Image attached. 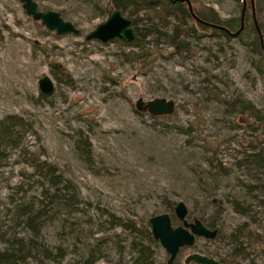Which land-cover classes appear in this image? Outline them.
<instances>
[{"label":"rangeland","instance_id":"1","mask_svg":"<svg viewBox=\"0 0 264 264\" xmlns=\"http://www.w3.org/2000/svg\"><path fill=\"white\" fill-rule=\"evenodd\" d=\"M34 1L39 10L57 11L78 34L56 35L26 16L18 0H0V119L13 115L23 123L0 146V247L13 236L30 242L25 264H83L90 256L91 264H132V246L150 231L148 218L167 213L176 226L168 206L182 201L187 221L196 218L217 234L180 248L175 264L189 253L229 259L231 233L241 248L233 264H264V167L255 156L264 132L229 105L239 98L264 114V50L249 0L237 36L186 20L196 35L184 37L185 50L174 51L166 37H147L141 49L151 53L142 61L131 58L130 50L140 51L129 44L84 39L107 17L106 0ZM189 1L193 11L212 9L229 20L230 31L237 28L242 0ZM253 3L264 44V0ZM54 64L64 77H55ZM43 75L53 91L41 97ZM138 97L170 99L174 111L139 114ZM34 159L70 182L77 202L71 210H55L41 196L42 181L29 165ZM41 206L45 214L32 237L21 212ZM141 242L154 264L165 263L157 241Z\"/></svg>","mask_w":264,"mask_h":264},{"label":"trees","instance_id":"2","mask_svg":"<svg viewBox=\"0 0 264 264\" xmlns=\"http://www.w3.org/2000/svg\"><path fill=\"white\" fill-rule=\"evenodd\" d=\"M106 5L107 6L104 9V13L106 15H108L112 9H118L122 14L125 13L126 17L131 20L134 39L128 46L134 47L140 51L132 52L133 50H130L131 52L129 53L131 58L135 60L142 61V59L150 55L151 52H148L146 49H141V43L147 37L155 36V40L159 37H166L169 40L168 43L174 47V51H180L186 49L184 37L190 34L196 35V31L191 25L186 26V20H190L191 22L195 20H193V18H191L189 15L184 2H179L177 0L174 2L171 0H106ZM194 14L203 21L212 24H218L228 29L231 27L229 20H220L215 11L212 9H208V11L204 13L194 11ZM170 21H172L173 24L169 25ZM195 23L201 29L206 27L196 21ZM238 26L239 18L237 27ZM211 29L213 30L212 33L214 34L228 37V35L221 30L214 28ZM168 30L169 33L167 32ZM258 44L255 46L258 47ZM52 67L56 72L55 77H64L58 74L60 73L59 66L54 64ZM40 96L44 97V95L41 93ZM229 105L234 106L240 112H244L248 116H251L256 121H258L262 132H264V114H261L259 110H257L252 104L236 98L235 100L229 102ZM134 111L140 114L139 111H136L135 109ZM163 117H168V115H164ZM22 125L23 123L21 119L13 115H9L3 119H0V146H4V143H6L4 140L12 139L16 128H19ZM262 155H264V148L255 154L257 159L262 162H259V168L264 167V157L262 158ZM29 165L34 171H36V173L38 172V175L42 181L40 184L41 196L45 197L46 200H48V203L52 204V207H54L55 210L56 208L65 209L66 207L71 210L77 204L75 200L76 194L71 190L70 182L66 179H63L62 176L56 172L55 166L48 164L45 161H36L35 159L32 160ZM168 207L170 211L173 212L172 205ZM234 208L237 210V205L235 203ZM241 212L244 211L241 210ZM44 214V206L38 207L36 209L25 208L21 212L24 224L28 226L34 234L32 237L35 236L36 232L38 231ZM107 215L110 217V219L114 218L111 214ZM121 225L123 227L129 228L138 235H140L143 231H139L138 228L134 226V224L124 225L121 223ZM208 226L213 227L211 225ZM141 240H147L148 243L156 242L148 230H145L143 238L137 237L138 242L132 246V249L136 253V256L132 260V264H154L148 244H142ZM251 240L254 241L255 238L251 237ZM227 241L233 244V248L231 249L232 251L229 255L230 260L233 261V258L239 255L241 252V248H239L240 242L238 241L236 233L229 234L227 236ZM27 244L28 243L26 240H24L22 237L13 236L8 244L0 247V264H25L29 253L32 251L31 243L29 242L28 246ZM39 251H41L44 256H48L46 249L40 248ZM94 257L95 256H90L89 258H86L83 264H91L95 259ZM230 260L228 261V259H226L223 261L231 263Z\"/></svg>","mask_w":264,"mask_h":264},{"label":"water","instance_id":"3","mask_svg":"<svg viewBox=\"0 0 264 264\" xmlns=\"http://www.w3.org/2000/svg\"><path fill=\"white\" fill-rule=\"evenodd\" d=\"M174 2L175 0H171ZM184 2L187 11L191 18L199 24L221 30L231 37L237 36L243 29L244 2L242 0V8L239 15V26L230 31L228 28L212 24L199 19L191 8L189 0H177ZM24 14L32 20L38 21L45 29L53 31L56 35L62 34H78V28L69 21L62 19L60 14L54 10H39L34 0H18ZM250 13L256 35L259 39L260 46L262 45V37L259 27L254 18L253 0H249ZM85 40H97L105 43L111 40H118L123 44H130L134 39L132 23L129 18L123 15L120 10L112 9L107 17L97 23L90 31L84 35ZM38 91L47 96L53 91V84L50 78L46 75L41 76L37 80ZM134 109L139 112H146L149 116H164L169 115L174 111V102L163 97H156L144 101L138 97L134 102ZM187 208L182 201H176L173 206V215L179 222L178 225L172 226L170 217L167 213H160L148 218L149 230L153 239H155L167 253V258L164 264H174L173 260L182 247L191 246L194 243L195 237H203L213 239L216 235V229L206 228L200 220L193 218L191 222L186 221ZM183 262L188 264L195 262L197 264H222L210 257L199 253L187 254Z\"/></svg>","mask_w":264,"mask_h":264},{"label":"flooded vegetation","instance_id":"4","mask_svg":"<svg viewBox=\"0 0 264 264\" xmlns=\"http://www.w3.org/2000/svg\"><path fill=\"white\" fill-rule=\"evenodd\" d=\"M258 38V37H257ZM258 43H259V39H258ZM259 45H260V43H259ZM262 45H264L263 44V39H262ZM261 48H262V46H260ZM263 49V48H262ZM264 50V49H263ZM186 217V216H185ZM186 221H187V219H186ZM192 221V220H191ZM191 221H187V222H191ZM206 227V226H205ZM206 228H208V227H206ZM209 229H214V228H209ZM216 234H217V230H216ZM216 236V235H215ZM196 238V237H195ZM195 241V240H194ZM176 257V256H175ZM207 257H209V256H207ZM166 258H167V256H166ZM210 258H212V257H210ZM175 259V258H174ZM184 259V258H183ZM213 260H215V261H217V262H219V263H222V264H233V261H231L230 260V258L228 259V258H222V259H214V258H212ZM226 259H228V261L230 260V262L231 263H229V262H224L223 260H226ZM173 262H174V260H173ZM184 263V262H183ZM174 264H175V262H174ZM185 264V263H184Z\"/></svg>","mask_w":264,"mask_h":264}]
</instances>
